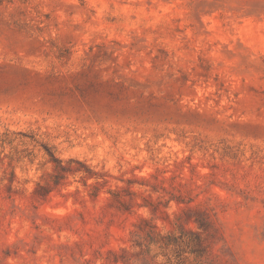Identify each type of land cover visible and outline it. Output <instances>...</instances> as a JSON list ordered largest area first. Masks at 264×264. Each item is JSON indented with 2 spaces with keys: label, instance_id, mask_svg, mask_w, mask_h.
Segmentation results:
<instances>
[{
  "label": "rangeland",
  "instance_id": "374dc122",
  "mask_svg": "<svg viewBox=\"0 0 264 264\" xmlns=\"http://www.w3.org/2000/svg\"><path fill=\"white\" fill-rule=\"evenodd\" d=\"M0 264H264V0H0Z\"/></svg>",
  "mask_w": 264,
  "mask_h": 264
}]
</instances>
